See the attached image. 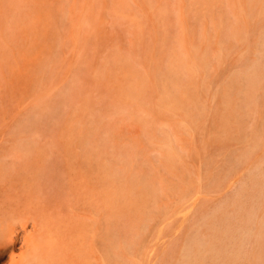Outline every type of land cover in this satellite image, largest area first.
I'll list each match as a JSON object with an SVG mask.
<instances>
[{"label": "rangeland", "instance_id": "374dc122", "mask_svg": "<svg viewBox=\"0 0 264 264\" xmlns=\"http://www.w3.org/2000/svg\"><path fill=\"white\" fill-rule=\"evenodd\" d=\"M87 136L118 264H173L195 236L223 247L197 264H264V0H0V186L46 170L4 159L21 143L80 161Z\"/></svg>", "mask_w": 264, "mask_h": 264}, {"label": "bare ground", "instance_id": "6f19581e", "mask_svg": "<svg viewBox=\"0 0 264 264\" xmlns=\"http://www.w3.org/2000/svg\"><path fill=\"white\" fill-rule=\"evenodd\" d=\"M111 105L114 106V103ZM115 129L118 137L122 133H124L122 136L126 137L128 131H131V134L136 133L135 128L132 131L128 128L123 129L122 126L120 132L118 128ZM88 136L74 143L78 149L75 157L81 158L80 161L69 158L64 148L65 141L61 139H52L48 142L34 139L25 141L21 143L24 152L22 155L11 153L4 157L12 161L13 157L44 161L42 170H46L36 171L32 176L38 185H23V189L0 186V264H118L116 261L120 252L110 250V254L106 255L103 250L104 194L98 176L101 162L99 159L95 160L97 170L92 168L84 170L86 165L82 167L81 164L87 162L89 157H86L85 153L78 154L81 149L97 156L100 154L94 138ZM128 136L127 141L132 144L134 138L130 135L132 139L129 140ZM121 138L119 140L122 141ZM125 139L123 141H126ZM84 140L91 142V147L89 145V148H83ZM73 162L77 164L75 167ZM255 213L257 212H253ZM121 214L120 211L118 216L115 214L119 218V225L124 218ZM117 218L114 220L115 223L118 221ZM215 218L212 219L213 222L211 221L214 223L211 227L216 230L223 226L220 224L223 217L221 215L219 222ZM127 221L124 220L125 227H132L131 224L127 225ZM260 222L263 227L264 218L260 219ZM240 228L243 229L242 226ZM220 229L219 231H225L223 227ZM254 230L255 228L244 226L241 242L239 246L236 245L238 248L230 250H242L243 238L247 240L249 235L253 237ZM263 233L264 231L261 232ZM106 234L113 242L115 238L113 230ZM195 237L185 245L181 260H176L173 264H197L198 250L205 253L208 251L210 255L214 252L213 258L217 257L215 250H223L222 246V249L218 246V242L217 244L215 241L205 242L203 238ZM258 247V250H264L260 244ZM231 255L236 254L232 252ZM121 264H132V260L129 257Z\"/></svg>", "mask_w": 264, "mask_h": 264}]
</instances>
